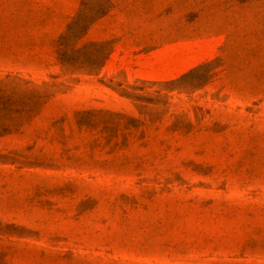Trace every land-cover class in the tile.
I'll use <instances>...</instances> for the list:
<instances>
[{"label":"rangeland","instance_id":"374dc122","mask_svg":"<svg viewBox=\"0 0 264 264\" xmlns=\"http://www.w3.org/2000/svg\"><path fill=\"white\" fill-rule=\"evenodd\" d=\"M0 264H264V0H0Z\"/></svg>","mask_w":264,"mask_h":264}]
</instances>
